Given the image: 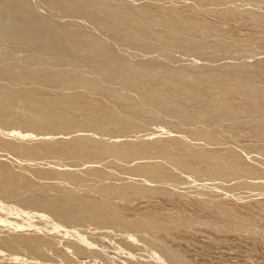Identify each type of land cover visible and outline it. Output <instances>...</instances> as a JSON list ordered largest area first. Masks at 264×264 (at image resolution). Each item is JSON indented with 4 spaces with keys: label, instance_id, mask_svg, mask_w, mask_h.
<instances>
[{
    "label": "bare ground",
    "instance_id": "obj_1",
    "mask_svg": "<svg viewBox=\"0 0 264 264\" xmlns=\"http://www.w3.org/2000/svg\"><path fill=\"white\" fill-rule=\"evenodd\" d=\"M60 1L71 4L66 10L48 6L46 12L69 21L66 26L52 23L45 13L34 12L29 20L28 11L20 14L19 23L4 20L0 24L4 40L18 45L0 55V78L12 88L0 95V158L5 162L14 159V165L20 164L24 170L15 172L5 162L0 163L3 210L47 214L49 219L76 214L77 224L85 228L98 218L105 229L122 235L126 233L122 228L124 220L113 214L114 210L102 203L65 200L58 189L32 181L34 174L46 181L65 177L96 189L100 184L88 178L104 184L111 176L94 167L114 160H154L155 165L139 167L134 172L172 184L185 177L190 186L201 182L206 187L204 193L215 197L228 192L245 199L250 193L264 192V176L244 165L247 159L261 161L264 167V145L241 149L232 134L236 128H247L255 137H264V86L256 82L264 79L263 49L228 50L224 42L204 35L205 30L190 19L145 6L149 0H129L126 5L123 0H114L107 6L93 0ZM166 1L167 6L178 4ZM187 1L199 9L204 0H183ZM210 2L236 8L241 3L256 5L257 1ZM159 30L184 38L164 37ZM247 57L259 59V64L242 62ZM108 101L113 102V107L107 106ZM13 107L18 108L9 113ZM122 112L131 117H122ZM143 120L149 124H142ZM110 124L120 126L115 133L121 142H139L149 136L174 138L166 145L153 143L157 152L147 154L133 145H110ZM171 125L181 127L182 134L171 133ZM208 127L217 133L209 132ZM72 129H78L82 136L62 148L61 140ZM218 133H227L226 141ZM99 136L108 141L97 143ZM50 139L53 142L47 146ZM192 145L204 149L221 145L235 151L221 158L213 149L207 156L211 169L204 171L180 159L183 155L197 160L205 157L201 151L191 150ZM180 147L182 155L172 150ZM46 163L62 170L70 168L72 173L45 170L41 166ZM217 211L227 225L241 229L253 225L231 209L218 206ZM151 217L144 216L143 221L164 230L193 224H167ZM24 229L26 226H0V264L3 259L23 258L57 264L51 249L56 245L54 238L44 242L39 233L28 235ZM134 236L137 245L133 251L138 255L158 252L166 264H186L153 235ZM68 246L74 249L76 243Z\"/></svg>",
    "mask_w": 264,
    "mask_h": 264
},
{
    "label": "rangeland",
    "instance_id": "obj_2",
    "mask_svg": "<svg viewBox=\"0 0 264 264\" xmlns=\"http://www.w3.org/2000/svg\"><path fill=\"white\" fill-rule=\"evenodd\" d=\"M75 1L80 3V0ZM256 1V5L241 3L236 8L223 3L214 5L211 4L210 0H204L199 9H195L191 2H183V0H173L178 4L170 6L166 5V0H149L145 6L156 12L167 10L169 15L190 19L195 26L205 30L204 35L217 37L221 42H224L228 50L243 48L264 50V0ZM70 2H59V0H0V24L4 20L8 24H12V22L19 23L21 21V19L18 20L20 14L28 11L29 20L33 18L34 12L37 14L45 13L44 17L49 21L51 20L52 23L66 26L70 24L69 21L58 19L54 14L47 13L46 10L48 6L66 10L71 4ZM92 2L107 6L112 5L114 0H93ZM123 3L126 5L129 0H123ZM142 3L143 1L141 5ZM252 11H255L256 14ZM29 27H31V23H29ZM159 34L164 37L172 36L178 40L184 38L182 35L172 34L168 31L159 30ZM17 47L18 45H11L10 42L4 40L0 34V55L3 56L8 49ZM14 56H17V54H14ZM262 56L264 59V52ZM242 62L248 65H258L259 59L256 61L247 57ZM261 65H264V61ZM256 82L259 87L264 86V79H257ZM11 90L12 88L3 82V78H0V95ZM239 98L241 99V97ZM240 99L237 103L241 102ZM107 106L113 107V102L108 101ZM16 108L18 107H13L9 110V113L14 112ZM122 117L128 119L131 116L122 112ZM140 122L149 124L145 120ZM253 124H256V122H253ZM107 128L113 133L112 138L109 139L110 145H133L136 150L147 154L157 152V148L153 146V143L166 145L174 138V136H149L139 142L132 139L121 142L117 140L118 137L115 133L120 129V126L110 124ZM169 130L176 135H181L183 132L181 127L172 125L169 126ZM208 130L217 133L211 127H208ZM232 134L241 149H243V146L245 148L252 145H264V137H255L247 128H236ZM10 136L12 138L16 137L15 135ZM80 136H82V133L78 129H72L68 136L61 140L62 148H67L76 137L80 138ZM87 136L90 138V135L87 134ZM219 136L222 141H226L228 138L227 133H221ZM52 140L47 141V146L53 142ZM106 141L108 139L99 136L96 142L104 143ZM212 148L221 158H226L230 151H235V148L225 149L221 145H215ZM190 149L201 151L205 157L202 160H197L193 156L183 155L180 159L187 165H196L204 171L210 170L211 166L207 156L212 154L213 149H204L199 145H192ZM172 150L181 155L184 154L182 147L172 148ZM248 161L246 159L244 162L245 166L252 167L264 176V167L261 165V161ZM2 162L5 161L0 158V163ZM153 162L154 160L137 159L133 163L114 160L99 164L94 168L106 171L111 177L104 184L100 180L96 181L94 177L88 178L89 180L94 179L95 183L100 184L96 189H90L84 182L78 183L65 177L46 181L42 180L38 174L32 176L34 184L36 183L39 186L47 184L63 192V199L72 198L74 200L76 198L86 200L89 203H102L114 210L113 214L124 220L122 228L126 233L122 235L114 229H105L101 226L98 218L94 219L91 223L92 226L85 228L77 224L76 214L71 215V218L56 217L55 219H49L47 214H37L35 216L20 211H14L13 213V210H3L1 204L0 226H26L24 231L28 235L39 233L44 242L52 241L53 237L56 245L51 249L56 255L57 264H166L158 252L140 256L133 251L137 245V240L133 236L139 233L153 235L156 241L178 254L186 264H264V192L250 193L245 199L228 192L226 194L220 192L215 197L204 193L206 187L201 182L193 183L190 186L191 183L185 182V177L181 178L180 183L172 184L166 183L162 179H153L134 172L139 167L155 165ZM5 163L15 172L24 171L22 165H14L15 161L12 158H8ZM49 164L51 165V163H46L41 167L53 172L72 173L70 168L62 170L58 165L48 166ZM85 169H88V166ZM88 179L86 182H88ZM218 206L237 212L243 219L248 218L253 225L243 229L227 225L217 211ZM144 216L149 218L152 216V219L167 224L172 223L171 221L181 223L192 221L193 224L190 226H171L170 229L164 230L153 226L149 227L143 221ZM4 222L7 225L3 224ZM29 226L32 227L29 228ZM69 243H76V247L71 248L68 246ZM78 248H81V250ZM5 260H1V264H53L43 259L33 261L26 258Z\"/></svg>",
    "mask_w": 264,
    "mask_h": 264
}]
</instances>
